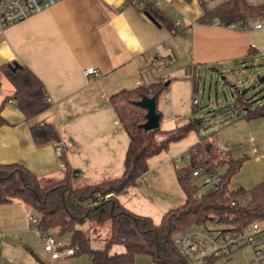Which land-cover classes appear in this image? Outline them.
Wrapping results in <instances>:
<instances>
[{
  "label": "crops",
  "instance_id": "crops-1",
  "mask_svg": "<svg viewBox=\"0 0 264 264\" xmlns=\"http://www.w3.org/2000/svg\"><path fill=\"white\" fill-rule=\"evenodd\" d=\"M203 1L210 10L227 0ZM245 2L264 6V0ZM147 3L58 0L0 31V65L27 66L51 100L47 109L28 121L11 97L12 84L0 71V114L6 121L0 125V163H20L38 178L57 180L64 174L56 153L61 144L67 166L80 177L99 174V181L117 177L123 170L128 136L109 103L110 95L140 83L163 81L164 76L169 85L174 80L171 73L180 68L216 70L264 56V13L229 24L218 18L199 21L204 8L198 0H161L157 8L166 18L163 23L150 17ZM169 6L174 7L172 19ZM177 15L181 16L178 24ZM255 22L263 27L253 28ZM157 55L167 61L155 68L151 60ZM87 66H94L98 74L85 75ZM32 122L53 125L59 141L36 145L29 130ZM224 146L233 157L228 145ZM126 202L121 201L125 207ZM33 214L19 200L0 203V264H92L89 256L87 262L72 258L76 254L52 260L42 250L43 238L29 218ZM93 241V248L104 245V238ZM121 251L116 245L111 248V252ZM133 264L139 263L134 259Z\"/></svg>",
  "mask_w": 264,
  "mask_h": 264
},
{
  "label": "trees",
  "instance_id": "trees-1",
  "mask_svg": "<svg viewBox=\"0 0 264 264\" xmlns=\"http://www.w3.org/2000/svg\"><path fill=\"white\" fill-rule=\"evenodd\" d=\"M198 1L204 8L199 21L218 18L229 24L264 13V6L251 5L245 0H227L210 10L205 9L203 0ZM146 12L154 21L165 23L162 10L156 6L147 3ZM0 71L12 84L11 97L28 121L47 109L49 102L44 86L27 66L6 63L0 65ZM163 87V82L157 80L122 88L109 96L118 122L128 136L123 170L119 176L75 186L77 171L67 166L63 152L59 157L64 162L63 176L57 180L47 179L45 184L20 163H0V203L13 200L24 203L37 215V226L41 230L50 232L56 228V235H68L66 245L74 248V254L87 253L92 264H133L134 257L139 254L148 255L152 264H190L173 241L174 235L182 228L206 221L212 215H219L224 222L239 224L264 219V180L249 189L229 190L230 176L241 167L245 157L233 158L229 153L219 156L213 152L211 141L201 139L189 149L193 151L196 165H200V156L203 155L206 156L205 164L225 168L218 188L209 187L197 196L199 186L190 180V167L181 166L176 167L175 172L184 201L166 210L159 222L131 211L119 201L118 195L135 185L147 171L149 157L196 126L191 121L169 130L160 126L150 131L143 129L146 109L138 102L144 96H154L156 100ZM237 93L239 108L245 110L244 118L264 117V103L252 106L250 100L242 97L244 94L240 90L237 89ZM5 122L0 114V125ZM29 130L36 145L56 143L60 138L57 129L48 123L32 122ZM157 134L164 137L158 140ZM231 200L236 202L234 206L230 205ZM85 223L89 226L82 228ZM103 223L109 224V235L104 238L102 248H93L88 231L92 232V228ZM114 245H121L123 251L111 252Z\"/></svg>",
  "mask_w": 264,
  "mask_h": 264
},
{
  "label": "rangeland",
  "instance_id": "rangeland-1",
  "mask_svg": "<svg viewBox=\"0 0 264 264\" xmlns=\"http://www.w3.org/2000/svg\"><path fill=\"white\" fill-rule=\"evenodd\" d=\"M162 2L161 4H164V1ZM167 4L170 5V2ZM168 10L172 19L171 11L174 12V7L169 6ZM171 74L174 80L165 85L168 76H164L162 81L164 87L156 98L157 109L162 114L160 127L169 130L191 121L195 122L196 126L183 137L169 142L166 148L149 157L148 169L139 181L128 187L127 193L124 194L123 191L118 195L121 201H127L128 209L137 214L150 216L154 222H159L162 214L169 208L183 203L184 194L178 184L175 168L190 167L194 164L193 156H187L186 153L189 147L200 139L203 142L211 141L213 152L219 156L229 153L226 150L221 152L219 149L221 144H226L234 158L245 157L241 167L230 176L229 190L240 187L249 189L264 180V117L244 118L242 115L245 110L239 108L236 101L237 89L240 91L247 89L242 97L250 100L252 106L264 103V79L256 82V77L264 74V56L252 61L240 60L225 64L216 70L211 67L197 70L188 66L185 71L180 68ZM193 93H196L198 102L192 106ZM163 137V134L156 135L158 140ZM256 151H259L261 156H258ZM176 157H180L181 162L176 163ZM220 168L221 171L225 170L224 167ZM99 177V174H95L85 179L76 175L74 185L94 184L101 179ZM39 179L42 184L47 181L44 178ZM200 183V180L195 183L200 186V192L209 188ZM86 226H89L88 223L82 225V228ZM54 230L57 231L56 228ZM89 231L91 246L95 247L93 240L109 235V224L103 223L92 228L93 235L91 230ZM60 237L69 240L66 234ZM116 248L123 249L121 245H116ZM243 251L245 252V248ZM72 258H82L87 262L88 255L80 253ZM134 259L139 264H152L150 257L145 254L136 255ZM244 260L240 252H237L227 264H242Z\"/></svg>",
  "mask_w": 264,
  "mask_h": 264
},
{
  "label": "built area",
  "instance_id": "built-area-1",
  "mask_svg": "<svg viewBox=\"0 0 264 264\" xmlns=\"http://www.w3.org/2000/svg\"><path fill=\"white\" fill-rule=\"evenodd\" d=\"M57 1L0 0V31L10 24L50 7ZM146 1L157 7L161 0ZM180 21L181 16L177 15L175 23L178 24ZM232 26L236 27L235 24H232ZM262 27L263 24L261 22L253 24L255 29ZM166 61L165 58L157 55L152 58L151 64L157 68ZM83 73L85 75H97L98 71L94 66H87L84 68ZM47 101H51L49 97H47ZM197 102L198 97L196 93H193L192 106L196 105ZM219 149L223 152L226 147L221 144ZM62 152L63 147L58 144L56 146L58 158ZM192 153L193 151L189 149L186 154L187 156H193ZM205 160L206 156L203 155L200 156V165H196L194 160V164L190 166L189 170L190 180L194 183L200 180L201 185L218 188L223 170H220L219 165L213 163L205 164ZM175 162H181L180 157H176ZM60 166L64 167L62 160H60ZM75 174L78 175L79 173L75 172ZM200 193L199 191L197 196ZM235 204L234 200L230 201L231 206ZM29 218L43 238L42 250L52 260L62 261L67 256L74 254V248L67 246L56 234L43 231L37 226V215L33 214ZM173 241L180 254L190 264H227L237 252H240V256L245 258L242 264H264V219L239 224L231 221L224 222L219 215H212L206 221L182 228L174 235ZM243 248H245V252Z\"/></svg>",
  "mask_w": 264,
  "mask_h": 264
},
{
  "label": "water",
  "instance_id": "water-1",
  "mask_svg": "<svg viewBox=\"0 0 264 264\" xmlns=\"http://www.w3.org/2000/svg\"><path fill=\"white\" fill-rule=\"evenodd\" d=\"M16 63V62H14ZM264 79V74L256 77V82H260ZM168 83L165 82V85ZM247 90V89H246ZM246 90H241V94H244ZM142 107L146 109L145 121L142 123V127L145 131L153 130L159 127L160 114L156 109V100L154 96H144L138 102Z\"/></svg>",
  "mask_w": 264,
  "mask_h": 264
}]
</instances>
